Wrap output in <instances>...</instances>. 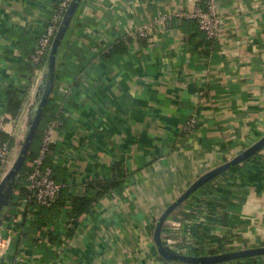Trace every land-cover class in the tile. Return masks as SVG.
Masks as SVG:
<instances>
[{
    "label": "crops",
    "instance_id": "obj_1",
    "mask_svg": "<svg viewBox=\"0 0 264 264\" xmlns=\"http://www.w3.org/2000/svg\"><path fill=\"white\" fill-rule=\"evenodd\" d=\"M58 1L0 0V128L16 151L37 91L29 57ZM199 2H81L53 93L73 102L49 166L65 174L70 213L74 198L116 180L118 167L124 181L79 217L13 208L16 187L1 216L0 237L10 241L0 264H184L159 255L157 220L198 177L264 135L263 0H218L224 23L212 41L191 20L175 19L148 39L129 35ZM10 89L24 91L18 118L4 105ZM194 114L198 124L185 132ZM236 239L264 245V148L199 189L163 228L165 244L192 255ZM222 264H264V256Z\"/></svg>",
    "mask_w": 264,
    "mask_h": 264
},
{
    "label": "built area",
    "instance_id": "obj_2",
    "mask_svg": "<svg viewBox=\"0 0 264 264\" xmlns=\"http://www.w3.org/2000/svg\"><path fill=\"white\" fill-rule=\"evenodd\" d=\"M71 1L72 0L58 1L53 15L36 41L34 50L29 57V62L34 67L32 84L35 88L38 87L43 76L52 42ZM175 19L192 20L197 22L200 30L206 34V38L211 40L218 38L224 23L223 16L219 14L218 0H202V2L195 3L192 6H180V8L173 12L160 14L157 19L144 22L132 29L129 32V35L139 39H148L151 35H154V32L157 29L165 28L169 22ZM197 124L198 117L194 114L186 122L184 131L188 133L193 132ZM61 126L62 121L60 118H55L49 122L42 137L38 153L29 162L26 181L30 193L21 198V208L26 209L33 205L38 209L50 207L57 200L61 190L66 186V184L57 181L54 168L46 165L47 156L54 144L55 133L61 128ZM14 155V146H10L8 142L0 144V161L2 163L0 181L10 169L15 158ZM9 241L10 239L0 237V255H5L7 253L9 249ZM215 248L218 251L217 253H221L230 251L232 248H246V246L245 242L236 239L232 242H221L215 246ZM177 251L185 253L183 249Z\"/></svg>",
    "mask_w": 264,
    "mask_h": 264
},
{
    "label": "water",
    "instance_id": "obj_3",
    "mask_svg": "<svg viewBox=\"0 0 264 264\" xmlns=\"http://www.w3.org/2000/svg\"><path fill=\"white\" fill-rule=\"evenodd\" d=\"M82 1L83 0H72L63 16L52 42L45 70L36 91L35 104L29 120L28 129L23 140L20 142V149L15 155L10 169L0 181V223L4 208L12 202L15 189L20 180L31 146L43 121L47 106L53 96L58 77L59 56L62 45ZM263 148L264 135L250 147L240 150L232 159L202 174L164 210L157 220L154 230V242L158 253L162 258L169 262H180L184 264H222L264 256V245L234 249L214 254L192 255L175 250L165 244L163 240L164 225L175 210L182 206L199 189L226 171L251 159Z\"/></svg>",
    "mask_w": 264,
    "mask_h": 264
},
{
    "label": "trees",
    "instance_id": "obj_4",
    "mask_svg": "<svg viewBox=\"0 0 264 264\" xmlns=\"http://www.w3.org/2000/svg\"><path fill=\"white\" fill-rule=\"evenodd\" d=\"M55 8H56V5H55ZM205 36H206V34H205ZM206 40L212 41L211 39H207V38H206ZM28 66H29L30 75L32 77L33 72H34V67L30 62L28 63ZM59 79H60V76H58V80ZM20 91L24 92L23 90H19V89L18 90H11L10 89L7 91V97H6L4 105H5L6 110L13 116V118H18L21 115V112L23 109V100L18 97V92H20ZM55 98L57 99L56 95H54L51 98V100L47 106V109L45 111L44 118H43V121L40 125L39 131L35 137V140H34L32 146H31L30 153L27 157L26 163H25L23 170H22L21 180L17 186V190L20 191V194L14 195L13 204H12L13 208L20 205V202H18L19 198L21 200V198L24 195L30 193L28 186H27V181H26V173H27V170L29 168L28 163L37 155L38 150H39L38 147L40 146L42 137L44 135V132H45L49 122L55 118H60L62 121L61 127H63L64 123H65L63 120L71 112L70 104H71V102H73L72 100L70 101V103L67 104L66 100L64 99L65 97L64 98L58 97L57 100ZM4 142H8L10 144V146H15V138L12 135H10L9 133L1 130V128H0V144H2ZM52 149H53V145H52V148H51V150L47 156L46 165H49V158H50ZM50 166H52V165H50ZM1 168H2V163L0 161V171H1ZM116 173H117L116 180H113L112 182H108V183H102V182L92 183L88 187V189H87L88 192L86 194H82V195L78 196L77 198H74L71 213L66 208L69 193H68V189H67V184H66V182H64L66 180L64 177L65 174L60 175V177L55 175L57 181L66 184V186L61 190L60 195L58 196L59 198H57V200L54 202V204L51 206V208L48 209V211H54L56 213V215H60V213H63V214H66L70 217L71 216L79 217L83 213L91 211L93 209V207L95 206V203L98 201V199L102 195H104L109 189L118 186L119 183L121 184L124 181L125 174L121 172V169L119 167L116 170ZM117 181H119V183H117ZM91 190H93L95 192H92ZM206 247H208V246H205V248ZM202 249H204V248H202ZM234 249H237V248H232L231 250H234ZM217 252L218 251L215 249H211L209 251L210 254H214Z\"/></svg>",
    "mask_w": 264,
    "mask_h": 264
},
{
    "label": "rangeland",
    "instance_id": "obj_5",
    "mask_svg": "<svg viewBox=\"0 0 264 264\" xmlns=\"http://www.w3.org/2000/svg\"><path fill=\"white\" fill-rule=\"evenodd\" d=\"M37 88H38V87H37ZM37 88H35L34 90H37ZM17 152H18V151H16V149H15V155L17 154ZM15 155H14V156H15ZM229 160H230V159H229Z\"/></svg>",
    "mask_w": 264,
    "mask_h": 264
}]
</instances>
